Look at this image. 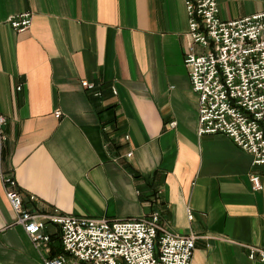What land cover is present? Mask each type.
Segmentation results:
<instances>
[{
    "label": "crops",
    "instance_id": "0c3cea01",
    "mask_svg": "<svg viewBox=\"0 0 264 264\" xmlns=\"http://www.w3.org/2000/svg\"><path fill=\"white\" fill-rule=\"evenodd\" d=\"M218 3L225 20L264 11ZM26 10L32 25L16 32L7 18ZM188 31L183 0H0V264H44L3 174L42 212L139 218L156 203L167 229L199 236L191 264H264L247 247L264 248V164L198 134Z\"/></svg>",
    "mask_w": 264,
    "mask_h": 264
},
{
    "label": "built area",
    "instance_id": "2783aa9c",
    "mask_svg": "<svg viewBox=\"0 0 264 264\" xmlns=\"http://www.w3.org/2000/svg\"><path fill=\"white\" fill-rule=\"evenodd\" d=\"M183 1L190 39L184 63L199 99L198 134H225L252 155L253 164H264V11L225 20L220 17L218 0ZM7 22L16 32H25L32 25L33 12L11 14ZM82 85L101 95L95 83L83 80ZM56 114L60 116L61 111ZM5 122L6 117L0 115V130ZM2 179L16 221L23 225L44 264L192 262L199 236L167 229L156 203L148 215L139 218L80 216L57 208L42 212L25 204L12 175L3 174ZM252 181L261 188L259 176L252 175ZM36 199L30 196L31 201ZM189 218H193L191 212ZM49 225L57 231L48 232ZM247 247L250 259L264 261V248Z\"/></svg>",
    "mask_w": 264,
    "mask_h": 264
},
{
    "label": "trees",
    "instance_id": "16d2710c",
    "mask_svg": "<svg viewBox=\"0 0 264 264\" xmlns=\"http://www.w3.org/2000/svg\"><path fill=\"white\" fill-rule=\"evenodd\" d=\"M55 253V252H54Z\"/></svg>",
    "mask_w": 264,
    "mask_h": 264
}]
</instances>
